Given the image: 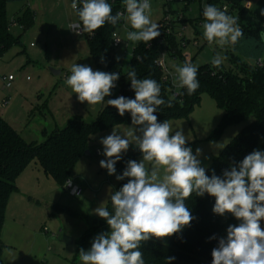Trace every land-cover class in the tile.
Here are the masks:
<instances>
[{
	"label": "rangeland",
	"instance_id": "obj_1",
	"mask_svg": "<svg viewBox=\"0 0 264 264\" xmlns=\"http://www.w3.org/2000/svg\"><path fill=\"white\" fill-rule=\"evenodd\" d=\"M73 0H11L6 5V17L13 37L20 38L22 44H14L0 53V118L12 126L27 142L42 143L44 132L63 129L76 118L87 123L97 120L102 104L88 105L77 99L72 89L65 83L71 75L73 64L90 66L95 71V64L89 52L88 41L70 28L78 23L79 18L71 8ZM124 5V0H108V3ZM209 0H149L151 19L164 24L167 12L174 19V32L178 40L184 39L188 46L182 48V56L190 55L191 64L197 68L212 65L211 60L219 53L226 57L230 46L220 48L215 43L209 45L203 36L201 10ZM226 6L227 14L241 18L243 23L254 19L252 14H260L264 8V0H243L240 7L232 8L229 3L218 6L220 10ZM35 13L34 23L24 29L18 22L27 9ZM125 9V7H124ZM246 11L243 14V11ZM183 21L179 22V16ZM264 17V16H263ZM14 20L17 21L12 25ZM116 33L122 40H127L129 31H134L130 24L122 18ZM186 27L185 29H183ZM181 35V36H180ZM142 42V41H141ZM141 42L131 41L114 49L115 58L119 60L112 73L127 71L131 64L133 50ZM198 45L195 46L194 43ZM226 65V60L223 63ZM167 65L175 73L174 65L183 66L179 59H167ZM52 70L61 71L54 75ZM13 76L12 87L5 89L4 77ZM118 90H111L117 96ZM222 111L210 96L204 94L199 105L195 106L188 118L168 121L176 130H182L187 138L186 146L191 147L193 154L201 149L198 157L201 166L208 168L227 142L244 126L235 125L226 128L218 138H212L218 128ZM132 125H117L96 133L88 144L89 154H83L72 173L71 183L81 188V196H73L67 185L62 186L52 177L45 174L41 166L32 161L17 180L18 192L10 198L5 213V221L1 238L3 243L2 259L4 264H82L79 251L89 250L93 239L109 232L106 224L93 231L85 242L81 238L96 223L104 221L94 210L104 203L108 206L110 195L118 191L122 180L117 165L128 154L138 150L130 145L122 154V159L115 165L116 173L109 175L100 167V161L107 159L103 155L101 139L110 135L115 129L124 135ZM139 134V133H137ZM264 151V143L259 147ZM142 160V153L135 161ZM151 169V164H146ZM222 238L227 236L229 225H238L230 213L220 216ZM264 227V221H261ZM73 239L71 245L63 242V237ZM176 264H184L182 261Z\"/></svg>",
	"mask_w": 264,
	"mask_h": 264
},
{
	"label": "clouds",
	"instance_id": "obj_2",
	"mask_svg": "<svg viewBox=\"0 0 264 264\" xmlns=\"http://www.w3.org/2000/svg\"><path fill=\"white\" fill-rule=\"evenodd\" d=\"M124 7L125 12L113 15L108 0H80L79 4L73 0L71 8L80 23H73L70 28L77 32L82 24L84 32L94 33L106 23L115 26L123 18L134 29L126 35L134 44L141 41L147 44L160 36L159 24L150 18L149 0H124ZM260 15L264 16V8L260 9ZM203 17V36L209 45L215 43L224 48L235 44L242 36L237 18L228 15L227 9L206 5ZM226 59L217 53L211 64L219 68ZM174 69L173 84L186 89L188 95L194 94L200 86L198 68L186 62L183 66L174 65ZM70 72L66 85L79 102L88 105L105 104V97L111 96L120 78V73L94 71L78 63L71 66ZM127 79L135 98L119 96L108 99L106 105L116 108L121 117L130 113L132 126L124 135L113 129L101 139L107 159L99 163L109 175L115 174L116 163L130 145L139 149L142 160L127 161L123 173L116 176L117 180L128 178V182L110 195L113 211L104 203L94 210L106 220L110 231L97 235L89 250L81 248L79 260L82 264H145L139 250L141 242L170 237L189 226L193 216L185 200L195 193L215 198L214 214L230 213L240 221L238 225H229L226 238L219 239L218 247L211 253L212 264H264V227L261 226L264 221V151L254 150L222 176L207 175L198 158L201 149L197 148L193 154L192 148L186 146L187 138L182 130L173 134L167 120H158L157 109L162 105L172 108L175 95L167 101L162 99L160 84L151 78L138 79L135 68L127 72ZM146 164H151V169ZM173 259L166 257L169 264Z\"/></svg>",
	"mask_w": 264,
	"mask_h": 264
},
{
	"label": "trees",
	"instance_id": "obj_3",
	"mask_svg": "<svg viewBox=\"0 0 264 264\" xmlns=\"http://www.w3.org/2000/svg\"><path fill=\"white\" fill-rule=\"evenodd\" d=\"M11 0H0V53L14 44H22L20 38H15L10 32V24L6 17V5ZM243 0H209L208 5L218 6L229 3L232 8L240 7ZM112 14L125 12L121 2L112 4ZM229 10V9H228ZM246 11H243V14ZM35 13L29 8L18 17V22L24 29L34 23ZM254 19L250 23L237 20L242 36L235 44H230L226 54V65L219 68L205 65L198 68L197 79L199 88L188 95L185 89L183 101L174 100L173 107L166 105L157 109L158 120L163 122L172 119L188 118L194 107L199 105L201 98L207 94L222 111L221 122L212 135L218 138L223 131L235 125H244L224 147L213 163L206 168V174L213 173L222 176L225 170H230L233 164H238L243 158L259 150L264 143V17L252 14ZM122 20V19H121ZM115 26L106 23L94 33H86L89 52L95 64V71L112 73L118 61L114 55L112 45L113 34L122 21ZM17 23L16 20L12 25ZM160 36L149 43L141 42L134 48L131 64L127 71H120L117 83V96L105 97V104L96 121L87 123L81 119L71 120L63 129H55L50 133L44 132L45 140L42 143L27 142L12 126L0 118V264L2 259L3 243L1 238L5 221V213L11 196L18 192L17 180L32 161H36L45 174L52 177L60 185L71 182L72 173L79 158L88 151L91 138L98 132L110 129L117 125H131V114L126 112L123 117L114 107L107 106L108 99L119 96L135 98L131 89L127 72L135 68L137 78L155 79L161 86V98L167 101L170 98L169 85L163 79V72L156 62L163 49L167 50L170 58H179L184 64L181 42L174 32L158 29ZM166 43L162 46L159 42ZM140 58L139 60L137 58ZM141 154L138 150L126 155L117 165L122 174L127 167V161L136 160ZM128 182L125 178L120 188ZM119 188V189H120ZM191 211L193 220L189 226L170 237L163 239L152 238L141 242L139 250L143 253L145 264H169L166 257H174L170 264L182 261L184 264H212V250L218 247L221 235L220 216L213 213L215 198L205 194L203 197L195 193L185 200ZM113 211L111 202L107 206ZM106 220L96 223L84 234L81 242L91 237L93 231L103 227ZM215 237V239H209ZM87 247V246H86Z\"/></svg>",
	"mask_w": 264,
	"mask_h": 264
},
{
	"label": "built area",
	"instance_id": "obj_4",
	"mask_svg": "<svg viewBox=\"0 0 264 264\" xmlns=\"http://www.w3.org/2000/svg\"><path fill=\"white\" fill-rule=\"evenodd\" d=\"M169 2H172V1H175V0H168ZM178 1H185V0H178ZM78 4L80 3V0H77ZM112 4H114V2H112ZM224 9H227V12H228V7L226 6H223L222 7V10ZM203 10L204 8H202L201 10V24H203L205 22V19L203 17ZM165 23L164 24H159V28L160 29H166L167 33H171V27L174 25V19L173 17H170V12L168 11L167 12V15L165 17ZM179 22L183 21V16L180 15L179 16V19H178ZM78 23H80V21H78ZM186 27H184L183 29H185ZM79 34V36H85V32L83 31V26L81 24L80 28L76 30ZM76 32V33H77ZM181 36V35H180ZM117 40H119V42H117ZM180 42H181V47L182 48H185L188 46V42H186L183 38L180 39ZM162 46L165 45V41L163 39L160 40L159 42ZM122 44H124V41L122 39H120L117 35V33L115 32L113 34V41H112V45L114 47V49L116 48H119ZM195 46L198 45L197 42L194 43ZM170 58L169 57V54L167 52V50L163 49L162 52L160 53V56L159 58L157 59V66L162 70L163 72V79L164 81L169 85V93H170V97L174 96L175 95V100H180V101H183V97H184V94L183 95H177V93L179 92H183L185 91V89H179L177 88L174 84H173V78L175 77L176 73H173L172 71H170L168 65H167V59ZM174 60H179V58H173ZM183 59L185 60V63L186 62H189L191 63V56L190 55H186V56H183ZM14 77L13 76H9L8 78L4 77L3 81L5 83V86L4 88L5 89H9L12 87V82L14 81ZM117 88V83H116V86ZM67 188L70 190L71 194L73 196H81L82 195V190L81 188L77 187V186H73V184L70 182L67 183Z\"/></svg>",
	"mask_w": 264,
	"mask_h": 264
},
{
	"label": "water",
	"instance_id": "obj_5",
	"mask_svg": "<svg viewBox=\"0 0 264 264\" xmlns=\"http://www.w3.org/2000/svg\"><path fill=\"white\" fill-rule=\"evenodd\" d=\"M263 40H264V36H263ZM52 73H53L54 75H60V74H61V71H55V70H52ZM85 154L88 155V154H89V151H86ZM63 242L66 243L67 245H71V244L73 243V239L65 235V236L63 237Z\"/></svg>",
	"mask_w": 264,
	"mask_h": 264
},
{
	"label": "crops",
	"instance_id": "obj_6",
	"mask_svg": "<svg viewBox=\"0 0 264 264\" xmlns=\"http://www.w3.org/2000/svg\"><path fill=\"white\" fill-rule=\"evenodd\" d=\"M123 41H124L125 45H127L128 42H129L128 40H123ZM122 45H123V44H122ZM122 45H121V46H122ZM14 80H15V79H14ZM240 130H241V129H240ZM239 132H240V131H239ZM239 132H238V133H239ZM236 135H237V134H236ZM236 135H235V136H236ZM233 137H234V136H233ZM233 137H232V138H233ZM232 138H231V139H232ZM231 139H230V140H231ZM230 140H229V141H230ZM229 141L227 142V144L229 143ZM227 144H226V145H227ZM226 145H225V146H226ZM225 146H224V147H225ZM224 147H223V149H224ZM223 149H222V150H223ZM222 150H221V151H222ZM221 151H220V152H221ZM219 154H220V153H219ZM204 167H205V166H204ZM13 195H14V194H13ZM13 195H12V196H13ZM12 196H11V197H12Z\"/></svg>",
	"mask_w": 264,
	"mask_h": 264
}]
</instances>
